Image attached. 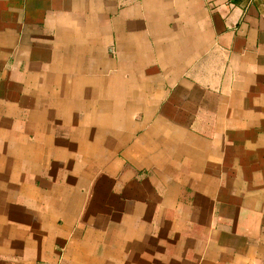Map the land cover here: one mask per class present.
<instances>
[{"label":"crops","instance_id":"obj_1","mask_svg":"<svg viewBox=\"0 0 264 264\" xmlns=\"http://www.w3.org/2000/svg\"><path fill=\"white\" fill-rule=\"evenodd\" d=\"M0 264H264V0H0Z\"/></svg>","mask_w":264,"mask_h":264}]
</instances>
